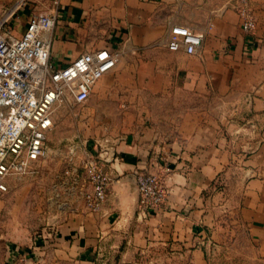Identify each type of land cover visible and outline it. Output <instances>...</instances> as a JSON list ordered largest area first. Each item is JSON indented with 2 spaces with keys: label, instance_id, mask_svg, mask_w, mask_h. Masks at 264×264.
<instances>
[{
  "label": "crops",
  "instance_id": "obj_1",
  "mask_svg": "<svg viewBox=\"0 0 264 264\" xmlns=\"http://www.w3.org/2000/svg\"><path fill=\"white\" fill-rule=\"evenodd\" d=\"M12 1L0 0V17ZM236 6L30 0L10 21L20 37L32 15L54 14L44 36L56 67L99 49L120 57L67 139L83 136L99 154L111 177L103 206L76 195L49 204L63 165L47 157L0 195V264H264V0H250V33ZM175 25L204 34L195 53L167 48ZM52 129L55 149L64 140L48 143ZM138 173L157 174L166 191L147 211Z\"/></svg>",
  "mask_w": 264,
  "mask_h": 264
},
{
  "label": "built area",
  "instance_id": "obj_2",
  "mask_svg": "<svg viewBox=\"0 0 264 264\" xmlns=\"http://www.w3.org/2000/svg\"><path fill=\"white\" fill-rule=\"evenodd\" d=\"M29 2L13 0L0 17V191L8 190V179L35 176L42 160L57 156L63 167L52 183L49 204L58 205L61 195H76L87 209L98 211L111 182L99 154L89 149L88 140H67L52 149L47 145V133L53 128L55 109L66 101L86 102L95 83L116 66L120 54L94 50L56 67L51 42L44 36L55 25L54 14L32 15L20 37L13 36L9 27ZM236 8L242 30L250 33L255 28L250 0H237ZM203 36L200 31L175 25L166 46L193 54L201 47ZM136 179L141 209L147 211L163 202L166 191L157 174L138 173Z\"/></svg>",
  "mask_w": 264,
  "mask_h": 264
},
{
  "label": "rangeland",
  "instance_id": "obj_3",
  "mask_svg": "<svg viewBox=\"0 0 264 264\" xmlns=\"http://www.w3.org/2000/svg\"><path fill=\"white\" fill-rule=\"evenodd\" d=\"M87 106L85 104H77L71 101H66L62 103L59 107H57L53 113L54 116V124L51 132V138L49 137L48 143L51 145L58 144L61 140L63 142L59 143L60 145L66 143L67 139L76 136L78 130V121L79 118L82 119L87 112ZM83 137V136H82ZM80 140H86L83 137ZM57 142V143H56ZM58 144V145H59ZM11 184L9 189L6 192H3L0 195L15 193L19 189V185L17 184V178L10 179ZM14 183V184H13Z\"/></svg>",
  "mask_w": 264,
  "mask_h": 264
},
{
  "label": "water",
  "instance_id": "obj_4",
  "mask_svg": "<svg viewBox=\"0 0 264 264\" xmlns=\"http://www.w3.org/2000/svg\"><path fill=\"white\" fill-rule=\"evenodd\" d=\"M136 189H137V193H138V195H139L137 179H136Z\"/></svg>",
  "mask_w": 264,
  "mask_h": 264
}]
</instances>
